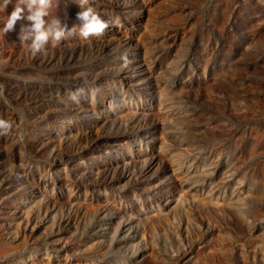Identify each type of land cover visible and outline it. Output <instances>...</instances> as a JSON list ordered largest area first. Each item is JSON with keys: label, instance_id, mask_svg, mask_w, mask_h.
<instances>
[{"label": "rangeland", "instance_id": "obj_1", "mask_svg": "<svg viewBox=\"0 0 264 264\" xmlns=\"http://www.w3.org/2000/svg\"><path fill=\"white\" fill-rule=\"evenodd\" d=\"M47 12L0 30V264H264V0Z\"/></svg>", "mask_w": 264, "mask_h": 264}, {"label": "clouds", "instance_id": "obj_2", "mask_svg": "<svg viewBox=\"0 0 264 264\" xmlns=\"http://www.w3.org/2000/svg\"><path fill=\"white\" fill-rule=\"evenodd\" d=\"M12 4L11 11L7 13L2 28L3 32L13 29L20 19L31 21L29 25L21 27L19 34L21 42H28L33 55L41 52L51 43H59L64 36L65 29L60 25L59 19L48 23V0H0V8L6 9ZM80 20L79 35L87 40L90 36L101 34L108 27L109 22L102 19L91 7L81 8L77 13ZM112 23H118L113 19ZM13 128V122L0 118V135H7Z\"/></svg>", "mask_w": 264, "mask_h": 264}]
</instances>
